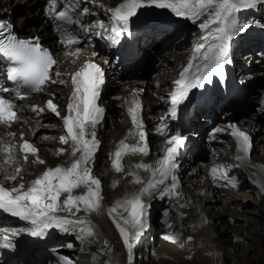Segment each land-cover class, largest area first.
<instances>
[{
	"label": "bare ground",
	"instance_id": "6f19581e",
	"mask_svg": "<svg viewBox=\"0 0 264 264\" xmlns=\"http://www.w3.org/2000/svg\"><path fill=\"white\" fill-rule=\"evenodd\" d=\"M122 2L123 0H95V2H93V0H76V3L79 5L76 12L79 13L84 7H88L90 9L89 13H96V17L93 19H99V23L104 25V28H101V30L108 31L111 29L112 21L111 13L108 12L107 9L116 7ZM5 4H8L7 6L10 7L15 6L18 10L17 13L13 15V11H10V9L5 7ZM39 4L40 0H0V13L5 12V14L10 16L14 22L22 20V24L17 22L15 30L20 32L19 28H22L24 37L32 36L33 34L42 37V43L49 48L55 59L58 61V64L54 66L56 70H59L62 73H70L76 70L84 61H92L103 68L105 82L107 81L108 83L115 85V89H113V92L111 93L107 92L105 87L101 91V97L98 101L99 105L103 108L106 106L108 107V113L106 115L108 116V123L104 126L102 122L96 129L97 139L100 141L99 148L101 150H99L102 153L101 157L96 159L98 162L96 163V161H94V164L92 165V174L101 181V195L103 197L100 211L93 212L87 217L91 220L95 232L97 233L96 242L91 244H81V242L76 239L74 233L59 232V234H62L63 236L59 242L61 245L58 243L61 252L66 253L68 257H70L66 245L67 243L74 244V246L71 247V250L74 249L77 254L73 257L72 264H132L133 257L136 258L139 255L141 257H146L145 255L148 250L143 247L142 250H139V248L136 249L137 252L134 251V255H131V257L129 256L127 249L123 245L119 231L112 222V218L107 214V209L114 206L117 201L139 192V190L145 186L144 183H133V176L127 175V173L133 170L136 163L143 162L155 165V162L162 157L164 148L166 147L165 136H161L157 132V129L161 126H165L164 131L168 136L180 133L187 138L186 145L177 158L179 167L176 175L179 181V187L176 191L179 193V196H165L164 198H161L160 190L164 187V185H161L159 189L152 192L151 196H145L144 200L150 205L148 211L154 203L160 202L163 204L161 208L162 211L158 212L159 216H157L155 220L157 223L155 225L156 228L159 229L158 233L163 234L164 237L171 233L175 234V241L165 240L163 236V239H161L162 241L160 240L161 242L155 240L156 248L155 252L153 251L155 253L154 255H156L155 261H149L148 264H191L187 256L192 250L196 253L192 256L194 261H198L197 259L199 258L201 260L200 263L197 264H229L230 262L228 263L226 261V257L235 255H240V258L237 260V263L234 259L233 264H243L242 261H244V252L248 246V238L254 239V235L250 234V232L254 234V232L262 231L264 229L263 225H261L257 219L249 220L251 228H247L246 225L237 228L233 224L234 226H229L227 228L229 234L224 238H219L217 234L218 231L220 232V229L217 223L218 221H223L226 216L234 217L235 215L237 216L240 214L237 210L238 208H230L228 205L230 206L238 201V199H236L237 197L242 199L251 198L252 192H256L259 196V201L257 202L259 208L256 213L264 216V129L260 130V135L257 136L258 140L261 139L263 142V144H259V147H261V154L256 157L250 155L247 161H239L236 159L237 155H242V153L237 151L236 140L230 134V130H227L223 137L224 142H221L214 147H209L200 133L203 129L208 128L207 126L212 128L209 129L211 134L213 133V130H215L214 127H216V125L218 127L222 126L227 128V125L235 124L241 130L250 135L257 127V123L255 124L254 122L255 120L237 119L235 121L234 118H232L234 115L233 112L226 110L220 116L218 115V112L229 105L232 109L240 108L248 97L258 91H262L261 93L263 95L261 96L264 100V88H259V83H263L262 81H264L263 72L257 71L256 74L246 73L243 75L245 78L243 82L238 79L240 77L239 66L244 69V66L253 64L254 60H252V57L254 53H257L255 51L257 48L262 47L263 49V51L259 50L260 52L258 55H261V57L259 56L260 59L257 61L262 63L259 67H264V27H261L263 21L260 20L264 18V14H262L264 9H262L260 5L253 8L256 10L257 16L250 14L245 23H241L239 21L240 17H238V13L236 14V22L244 28L241 32L249 31L251 34H263L262 38H259L258 35H251L250 37L248 34L245 35L238 32L231 41V43L233 42L236 45L238 52H248V54L244 56L246 62H244V60L238 62L235 58L237 52H235L233 59L235 69L237 70H235V72L232 69L224 71V76L226 75L229 81H233L234 79V84L237 88V90L233 89L229 92L233 96L236 91L241 93H238L237 96L228 101L225 99L219 101L218 96L220 92L216 90L217 85L220 84L223 88L228 85L219 76L214 77L213 83L205 84L203 88L193 89L189 94V99L183 103L184 107L191 109L198 105L195 102L191 105L190 99L192 97L202 99L203 103L211 105L202 112L206 117L201 116L202 114L199 112L202 108H196L192 111L193 115H191L181 128H179L176 124L179 117L176 116V119H172L169 115L171 108L170 95L175 91V81L179 79L180 72L183 71L190 58L194 55V51H192V53L189 52L190 48L183 54L181 53L182 51L180 52L181 54H179L172 50V48H177V45L181 44L180 42L174 47L176 41L182 37L183 28L176 29V34L173 37H167L168 40H166L165 44L169 45L162 50H158L154 54L149 55L150 57L148 58L144 53L146 49H148L149 52L152 49L151 41L148 42L150 38H155L164 32H169V26L172 24L168 25V23L178 22L180 19L182 20L181 17L174 16L170 10H162L155 7L139 10L138 13L148 14V18L151 19V25L164 22V27L162 29L148 32L147 35H150V38H148L147 41L144 38L146 37V34H143L139 40L141 43L138 42L137 48L135 47L137 54H135L134 57L132 56L130 60L129 58L122 57V59H125V61L122 62L120 59H117L119 63H124L125 65H128L132 60H137L138 64L141 61L146 64V60L151 62V69L145 74V76L141 77L135 74L131 76L132 78H123L122 80L113 73L111 68L113 65L112 63H118L113 60V58L115 59L117 56L114 55L112 58L108 56L111 49L107 47L105 44L106 42L99 44L98 46V49L103 52L99 51L97 48L95 50H90L89 48L86 49L85 44H79L80 41L71 45L59 42V38L64 35L70 36V32L66 31L62 35L60 31L54 28L53 23L50 25L48 20H43L42 16L37 13ZM30 7L32 8V14L36 17H32V22H30L31 19L29 16L31 12L29 9ZM18 12L20 15H18ZM242 14L246 15L247 11H244ZM86 15L87 14L80 16L81 18H84ZM28 19L29 22L27 21ZM202 19L203 17L201 20ZM199 23L200 21L194 24L186 19L183 24L178 23L174 26L183 25L184 27L185 24H194L195 28L198 30ZM84 25L88 26L91 30L99 28L95 27L92 23ZM79 28L82 29V27ZM79 28H73L72 31L78 33L80 32ZM86 35L89 36L88 33ZM89 37L92 38L93 36L90 35ZM49 38L52 39L50 40ZM190 38H188V40ZM191 40L189 45H192ZM204 42L205 41H202L201 39L198 41V43ZM198 43H196V45ZM208 43H211V41H208L207 45ZM77 49L80 50L79 59L74 56L65 55L66 53L75 52ZM93 52L97 55L93 56ZM178 56H180V58H178V63L176 60H172L173 57L177 58ZM73 60H76V63H73ZM175 62L177 64H174ZM194 63L199 65L202 61L197 58ZM133 64L135 65V62ZM135 68L136 67L129 69L135 72ZM242 69L241 71H243ZM191 71L192 73L196 72V68L194 67ZM62 78L68 80L69 84H49L47 86L48 91L29 95L23 100L14 101L19 110L18 115L20 119L10 128L0 126V142L15 144L17 149L16 158L8 168V171L11 172L16 167H19L22 170L20 177H18L16 181L5 182L6 186L23 183L25 188H27L30 185V182L36 179L46 168L56 167L57 165L66 167L70 164V144H61L59 141V137L64 135V129L62 128V122L60 119L50 112H45L37 116L31 111L32 105L42 106L48 99L52 98L49 95L50 91L55 93L54 102L59 105L62 110V115L66 114V111L63 110H66V102L72 89L70 86V77L65 75ZM0 80L3 81L4 79L0 76ZM141 89H144L145 92H138V98L143 104L142 118L145 125V131L148 134L147 139L150 152L147 156L139 154L125 155L121 161L124 166V172L117 173L112 168V156L110 154L116 151V146L128 135L129 130L132 128L130 117L127 115V104L125 101L131 99L134 90ZM223 94L227 95V92L224 91ZM262 102L263 101L259 104L260 106L258 107V110L264 109V103ZM181 105L178 106L177 113L180 110ZM219 117H221V120ZM211 119H218L213 126L209 125ZM8 132H14L17 135L16 137H10L7 135ZM21 132L24 133L25 139L38 148L39 157L46 161L44 165L32 163V160L35 158L31 156L29 157L28 162L24 161L19 153V144L21 143L19 140V134ZM45 137H47V139H45ZM126 142L129 144L134 143L131 138ZM60 148L67 149V151L61 155H57L56 150ZM0 163H2V160H0ZM213 167L219 169V178L215 181L211 176V169ZM242 169L245 170V174L242 172ZM137 171L143 181L146 182L147 179L150 178V173L144 172L142 169ZM247 177L249 181L248 186L247 189L242 192L237 193L230 190L227 191L222 187L224 183L229 184V182L233 185H238L242 179ZM2 179L3 175L0 174V180ZM117 181L118 183L114 186V182ZM168 183H170V181H168ZM84 191L85 189L83 187L77 188L74 190V194L79 195ZM165 198L170 200L168 202L169 204L166 202L168 199ZM63 199L64 196L61 197V200ZM211 200L220 201L222 203V207H219L221 210L218 209L217 211H213V208L209 206L208 203ZM166 206L172 209L171 211L169 210L171 215L167 211L168 208L165 210ZM165 211L167 215H165ZM117 214L123 215L124 217H127L128 215L122 208L117 209V213L114 215ZM60 215H66V213H60ZM79 215L83 216L85 214L81 211ZM119 215H117L118 219ZM121 223H123L122 220ZM5 228L6 226L0 223V238L3 235H9L3 231ZM243 231H248L249 233H244L246 235H243ZM188 236H192V240L184 242V239ZM13 237L16 238L17 236L13 235ZM261 237H258L260 241H264V238ZM240 238L241 241L238 242ZM105 240L108 241V247L104 246L103 242ZM133 243H135V241ZM19 244L20 245L18 246L22 245V243ZM28 247L30 249L23 256L21 261L26 264H34L36 263L35 260L42 256L45 247L41 246L40 248H36L34 245ZM232 248L236 249L234 253ZM94 256L95 259L93 258ZM150 257L153 259L152 255Z\"/></svg>",
	"mask_w": 264,
	"mask_h": 264
},
{
	"label": "snow or ice",
	"instance_id": "6c2138e0",
	"mask_svg": "<svg viewBox=\"0 0 264 264\" xmlns=\"http://www.w3.org/2000/svg\"><path fill=\"white\" fill-rule=\"evenodd\" d=\"M258 5H264V0H123L116 7L107 9L111 13L113 22L111 32L114 35L106 39L116 43V37L128 32L132 18L138 15L139 10L149 7L170 10L174 16L185 18L194 24L200 21L198 26L204 33L201 40L211 41V43H208L206 49L205 43H198L195 46L194 55L180 72L179 79L175 81V91L170 95L169 115L172 119H176L178 106L189 99L193 89L203 88L205 84L213 83L216 76L223 78L225 65L231 63V41L238 32L244 30L243 26L236 22V14L243 9L256 8ZM57 7L58 0H49L48 14L52 19L63 22L57 25L62 35L66 32L64 25L80 24L78 17L90 12L88 7H84L74 19L72 13L79 7L78 3L62 5V10L59 11ZM81 27L85 34L91 31L86 25ZM95 27L104 28V25L97 23ZM8 28V25L0 21V59H6L14 65L8 73V79L16 81L18 88L24 89L23 93L16 91L15 98L23 100L31 93L48 91L49 84L68 85L69 81L62 77L65 75L70 77L72 91L66 102V110H63L66 114L62 115L59 105L54 103L55 93L50 91L49 95L52 98L42 106L32 105L31 111L37 116L50 112L60 119L64 135L59 137V141L61 144H70L71 162L66 167L57 165L46 168L30 182L27 188L23 183L6 186L5 182L16 181L22 170L16 167L11 172L8 171L16 158V145L0 142V160H2L0 174L3 175V179L0 180V211L28 222L31 227L24 231H28L33 237H45L49 235L50 229H57L63 233H74L81 244L94 243L97 233L87 217L93 212L100 211L103 199L101 181L92 174V165L100 145L96 129L102 123L105 113V109L98 103L102 86L105 84L104 70L95 62L84 61L76 70L62 73L54 68L58 61L49 49L42 46L39 36L19 39L9 33ZM94 35L105 38L100 32H95ZM63 42L71 45L78 41L73 36L65 35ZM79 54L80 50L77 49L65 55L79 59ZM95 55L97 54L93 52V56ZM197 58L202 61L199 65L194 63ZM72 62L76 63V60ZM194 67L196 72L193 74L191 70ZM0 91H7V89H0ZM140 91L142 89L134 90L131 99L125 101L132 128L116 146V151L110 154L112 168L117 173L124 172L121 161L125 155L147 156L150 152L148 134L142 118L143 104L138 98ZM18 111L12 99L0 95V126L10 128L20 119ZM164 127L157 129L161 136H165L166 147L162 157L155 162V165L136 163L133 170L127 173L133 176V183H144L145 186L139 192L117 201L114 206L107 209V214L119 231L130 257L134 247L133 242L138 240L148 227L147 217L150 205L145 202L144 197L151 196L152 192L159 189L161 185H164L160 190L161 198L179 196L176 191L179 187L176 175L179 167L177 158L185 147L187 138L180 133L168 136ZM225 130H230V134L236 140L237 151L242 153L237 155L236 159L247 161L252 150L250 135L235 124H229L226 129L215 131ZM7 135L16 137L17 134L8 132ZM129 138L134 143H127ZM19 140L21 141L19 153L25 162H28L31 156L35 158L32 160L34 164L46 163L39 157L38 148L24 138L23 132L19 134ZM65 151L67 149L60 148L56 150V154L61 155ZM141 169L150 173V178L146 182L137 171ZM218 171L217 167L211 169L214 181L219 178ZM116 183L118 181L114 182V186ZM81 187L85 191L75 195L74 190ZM62 196H64L63 200H61ZM118 208L127 212V217L117 214L118 219L117 215H114ZM81 211L85 215L80 216ZM60 213H66V215H60ZM4 239L6 242L0 246L10 247L7 237ZM164 239L174 242L175 234L165 235ZM103 243L105 247H108L107 240ZM66 246L73 247L71 243ZM93 258L95 259V256ZM60 264H72V261L67 257H61Z\"/></svg>",
	"mask_w": 264,
	"mask_h": 264
},
{
	"label": "rangeland",
	"instance_id": "374dc122",
	"mask_svg": "<svg viewBox=\"0 0 264 264\" xmlns=\"http://www.w3.org/2000/svg\"><path fill=\"white\" fill-rule=\"evenodd\" d=\"M7 5L8 4H5V7H7L8 9H10V11L12 10L13 11V15H15L17 13V11H18L17 8H15V6L14 7H10V6H7ZM31 7L29 8L31 10V12L29 14L30 19H31L30 22H32V17L36 18L32 14V8ZM18 15H20L19 12H18ZM260 20L263 21V24L262 25H264V18H262ZM27 21L29 22V19ZM186 25L187 24H185L184 27H182L183 28L182 37H180V39L178 41H176L174 47H176V45L178 43H180V42H181V44L180 45H177V48H172L173 51H176V53L178 52L179 54H181V53L183 54L184 52H187L189 48H190L189 49V52L192 53V51H194V47H195L196 43H198V41L201 39V36L204 34V33L202 34V32H201L200 29H198V30L196 28L190 29ZM178 28H181V27H177V26L171 27V28L168 29L169 32H164V33L160 34L159 36H157L155 38H150V35H147L148 32L145 33L146 34V37H144V38L146 39V41L148 40V38H150L148 40V42L151 41V44L152 45L151 44L150 45L152 46V49H151L150 52H149L148 49H146L144 55L148 58V57H150L149 55H152L155 52H157L158 50H162L164 47L168 46L169 44L168 45L165 44L166 43V40H168L167 37H169V36H172L173 37L176 34V32H175L176 29H178ZM241 33H243L245 35L248 34L250 37H251V35H258L257 33L251 34V32H249V31L241 32ZM258 37L259 38H262L259 35H258ZM188 38H190V39L188 40ZM49 39L51 40L52 38H49ZM191 39H193V40H191ZM190 40L192 42L191 43L192 45H189L190 44ZM42 41H43V39H42ZM204 43H205V48H207V46H206L207 45V42H204ZM236 50H237L236 51L237 53L235 55L236 60L238 62L239 61L241 62L243 60H244V62H246V59H245L244 56H246V54H248V52L247 51L238 52V49H236ZM259 50L263 51L262 47L255 49V51L257 53H254V55L252 57V60H254L253 61V64L244 66V69H242V67L239 66V76L240 77L238 79L241 80L242 82L245 80V78L243 77V75L246 74V73L256 74L257 71L264 73V67H259V66L262 65V63H260L259 61H257L261 57V55H258L259 52H260ZM133 52H130L128 54L127 57L129 58V60H130V58H132ZM178 58H180V56H178L177 58H174L173 57L172 60L173 61L176 60V62L178 63L179 62V59ZM177 59H178V61H177ZM113 60H115L116 62H118L117 61V58H115V59L113 58ZM134 62H135V65L133 64ZM176 62L174 64H177ZM112 64L113 65H112L111 68L113 70L114 75H116L119 79H122V80H123V78L124 79L132 78L131 76H133L135 74L136 75H139L141 77L142 76H145V74L147 72H149V70L151 69V62L149 60H146V64L142 63V61L138 64L137 63V60H135V61L132 60V62H129L130 65L129 64L128 65H125L124 63H119V62L118 63H112ZM128 67L129 68L136 67L135 68L136 69L135 72H133ZM241 69L243 71H241ZM262 82L263 83H259L260 84L259 85V88L260 89H263L264 88V81H262ZM105 86H106V89L105 90L107 92H109V93L113 92V89H115V85L110 84L107 81L105 82ZM142 92H145L144 89H142ZM261 92L262 91H258L256 93L252 94L250 97H248L245 100V102L242 104V106L240 108H237V109L234 108V109H232V107H229V108L224 107V108H222L218 112V115L219 116L221 114H223V112L226 111V110L233 112L234 115H233L232 118H234L235 121L237 119H239V120L240 119H243V120H247L248 119L250 121H254L255 120L254 122H255V124L257 123L256 124L257 127L250 134V137L252 139V150H251L250 155L252 157H256V156H259L261 154L260 153L261 152V149H260L261 147H259L260 146L259 144H263L262 140L261 139L258 140V138H257V136L260 135V130H263L264 129V109L263 110H258V107L260 106L259 104L261 103V101H263L262 103H264V100L262 99V96H261L263 94ZM104 109H105V113H104V117H103L102 122H103V125L105 126L108 123V116H106L107 113H108V107L106 106ZM49 118H51V117H49ZM219 118L221 120V117H219ZM260 142H262V143H260ZM202 143H203V140H202ZM99 149H98V151L96 153L98 157L97 156H96L97 158L95 157V161H96V159H98V158L101 157V153L102 152L100 151L101 149L100 150ZM97 162H98V160L96 161V163ZM242 172L245 174V170L244 169H242ZM248 182L249 181H248V177H247V178L242 179V181H240L239 184L237 183L238 185L233 186V184L231 182H229V184H225L224 183L222 185V187L225 190H227V191L230 190L232 192H237L238 193V192H242L245 189H247ZM258 197L259 196L257 195L256 192H252V197L251 198H243L242 199L240 197H237L236 199H238V201L234 202L230 206L228 205V207H230V208H232V207L238 208L237 210H238V212L240 214H238L237 216L235 215L234 217H227L226 216L223 221H218L217 224H218V227L220 229V232L218 231L217 236L219 238H224L225 236H227L229 234L227 232V228L229 226H234L235 225V227L239 228V227H242L243 225H246L247 228H251V225L249 223V220H251V219H257L260 222V224L263 225V227H264V216L261 215V214L256 213V211L259 208V206L257 205V202L259 201V198ZM165 199H168V198H165ZM169 201H170L169 199L166 201L167 204H169L168 203ZM239 202H241V203H239ZM208 203H209V206H211L213 208V211H217L218 209L221 210V208H219V207H222V205H221L222 203L220 201L211 200ZM162 205L163 204H161L160 202H157V203H154L153 206L149 209V211H148V217H147L148 227L144 231L143 235L138 240L135 241L131 255H134L133 252L134 251L137 252L136 249H138V248H139V250H142L144 248V249L148 250V252L145 255L146 257H144V256L141 257L139 255V256H137L135 258V257L132 256L133 257V260H132L133 263L132 264H146V263L148 264L149 261H155V256H156V255H154L155 254L154 253L155 252V248H156V246H155V240L160 241L164 237L163 234L158 233L159 229H157L156 228V225H155V224H157L155 222V220H156L157 216H159L158 215L159 214L158 212L159 211L160 212L162 211V209H161L162 208ZM167 208H168V210H167ZM165 210H167L169 212V214L171 215L170 211L172 209L170 207H167L166 206ZM165 214H166V211H165ZM177 217L179 218L178 215H177ZM226 219H227V221H226ZM244 233H249V232L248 231L247 232L246 231H243L242 232L243 235H246ZM250 234L254 235V239L248 238V246L246 248V251L244 252V261H242V262H243V264H264V259H263L264 258V247H263L264 246V241L263 240L260 241V239L258 238L259 236L260 237L262 236L261 238H264V229L262 231L254 232V234L252 232H250ZM189 237H191V239H189ZM192 238H193L192 236H188V237L185 238L186 240L184 239V242H189V240L191 241ZM240 241H241V238H240V240L238 242H240ZM246 241H247V239H246ZM59 245H61V243H59ZM72 245L74 246V244H72ZM232 250H233V253H234V251L236 249L232 248ZM192 251H194V250H192ZM192 251L187 256L189 262L191 264L200 263V261H201L200 258L197 259L198 261H194V258H192V256L196 254L195 251L194 252H192ZM67 252L70 253L69 259L72 261L73 257L76 256L75 254H77L76 251L74 249L71 250V248H68L67 247ZM151 255H152V258L154 260L151 259V257H150ZM239 258H240V255L227 256L226 257V261L228 263L230 262L229 264H233L234 259H235V262L237 263V260Z\"/></svg>",
	"mask_w": 264,
	"mask_h": 264
}]
</instances>
